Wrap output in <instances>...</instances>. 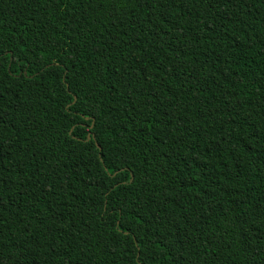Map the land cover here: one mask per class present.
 Segmentation results:
<instances>
[{
    "label": "trees",
    "instance_id": "1",
    "mask_svg": "<svg viewBox=\"0 0 264 264\" xmlns=\"http://www.w3.org/2000/svg\"><path fill=\"white\" fill-rule=\"evenodd\" d=\"M0 264H264V0H0Z\"/></svg>",
    "mask_w": 264,
    "mask_h": 264
}]
</instances>
